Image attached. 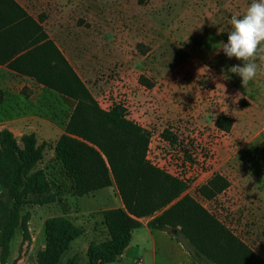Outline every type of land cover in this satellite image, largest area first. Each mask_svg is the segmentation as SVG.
<instances>
[{"label":"rangeland","instance_id":"374dc122","mask_svg":"<svg viewBox=\"0 0 264 264\" xmlns=\"http://www.w3.org/2000/svg\"><path fill=\"white\" fill-rule=\"evenodd\" d=\"M14 1L31 18L45 17L44 31L102 109L121 103L149 131L148 160L184 178V194L264 258V60L257 59V76L243 86L228 70L243 61L220 49L231 17L242 16L251 0ZM0 28L6 48H35L22 62L29 74L69 82L66 70L41 46L40 33L9 0H0ZM19 77L32 79L40 90L33 93ZM141 77L153 87L141 84ZM76 105L34 77L10 69L0 73V132L13 128L21 148L24 136L35 135L43 158L33 171L41 170L46 183L42 194L28 195L27 230L17 231L8 264H37L46 248V222L55 217L84 231L60 264L68 258L86 263L90 245L109 239L101 212L116 206V187L77 196L55 152ZM220 116L233 120L229 132L216 126ZM216 174L229 187L206 200L198 189Z\"/></svg>","mask_w":264,"mask_h":264},{"label":"trees","instance_id":"16d2710c","mask_svg":"<svg viewBox=\"0 0 264 264\" xmlns=\"http://www.w3.org/2000/svg\"><path fill=\"white\" fill-rule=\"evenodd\" d=\"M9 2L40 33L41 46L60 63L70 79L58 82L29 74L22 62L35 48L31 49V45L25 50H11L1 37L0 65L34 77L48 88L77 100L65 132L57 142V159L77 196L84 197L115 185L122 200L123 207L101 212L109 239L91 244L84 264L116 262L129 246L133 230L143 226V218H151L147 223L150 229L175 236L199 264H264V259L218 217L195 198L184 194L185 182L148 160L150 133L128 117L125 105L114 103L109 110L102 109L43 26L14 0ZM44 20V16L39 17L40 23ZM3 31L0 28L1 34ZM139 81L153 87L144 77ZM216 126L229 132L233 120L220 116ZM22 143L21 148L10 130L0 132V264H8L17 231L27 230L28 218L23 216V209L28 195L42 194L46 185L44 173L33 171L43 158V151L36 147L35 135L24 136ZM228 187L229 181L216 174L198 192L204 199L213 200ZM44 233L46 248L38 253L37 264H60L63 255L84 231L69 219L55 217L46 222ZM65 264H76V261L68 258Z\"/></svg>","mask_w":264,"mask_h":264},{"label":"crops","instance_id":"0c3cea01","mask_svg":"<svg viewBox=\"0 0 264 264\" xmlns=\"http://www.w3.org/2000/svg\"><path fill=\"white\" fill-rule=\"evenodd\" d=\"M34 19L44 27L45 20L40 23L38 18L34 17ZM8 71L9 68L7 66L0 65V73H8ZM10 73L13 72L10 71ZM19 78L24 81L23 86L29 87L28 89H31V91L33 90V93L40 90L39 86L32 79L28 77ZM34 119H38V117L33 116V122H36ZM11 131L13 132V128H11ZM114 187L116 186L113 185L108 188H111L112 190ZM108 188L99 191L102 193ZM99 191L94 193H98ZM104 193L106 194L107 192ZM114 204L116 206L113 208L123 207L119 194L115 196ZM113 208L109 207L108 209ZM150 219L151 218H143L141 220L143 226L133 230L129 246L125 249L122 255L118 256L117 261L114 262V264H158L159 261L165 264H199L189 253L185 245L181 242H177L174 236L170 235L167 231L150 229L147 226ZM243 241L245 242V240ZM258 255L264 259L260 254Z\"/></svg>","mask_w":264,"mask_h":264},{"label":"clouds","instance_id":"9594fccd","mask_svg":"<svg viewBox=\"0 0 264 264\" xmlns=\"http://www.w3.org/2000/svg\"><path fill=\"white\" fill-rule=\"evenodd\" d=\"M230 24L227 42L220 49L229 59L243 61V66L228 70L241 77L245 86L257 76V59L264 60V0H251L242 16L231 17Z\"/></svg>","mask_w":264,"mask_h":264},{"label":"built area","instance_id":"2783aa9c","mask_svg":"<svg viewBox=\"0 0 264 264\" xmlns=\"http://www.w3.org/2000/svg\"><path fill=\"white\" fill-rule=\"evenodd\" d=\"M162 169H164V168H162ZM165 171H166L167 173L173 175L174 177H176V176H177L178 178L180 177L179 175H176V176H175V174H173L170 170L165 169ZM181 179H183L182 181L185 182V179H184V178H181ZM185 183H186V182H185Z\"/></svg>","mask_w":264,"mask_h":264}]
</instances>
